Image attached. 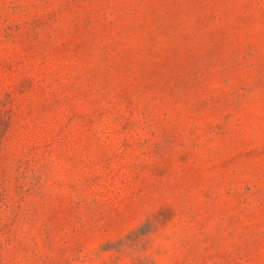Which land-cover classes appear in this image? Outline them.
<instances>
[{
    "label": "rangeland",
    "instance_id": "374dc122",
    "mask_svg": "<svg viewBox=\"0 0 264 264\" xmlns=\"http://www.w3.org/2000/svg\"><path fill=\"white\" fill-rule=\"evenodd\" d=\"M0 264H264V0H0Z\"/></svg>",
    "mask_w": 264,
    "mask_h": 264
}]
</instances>
